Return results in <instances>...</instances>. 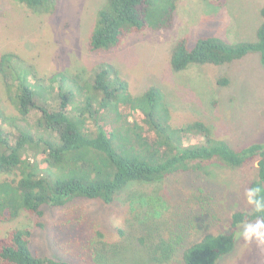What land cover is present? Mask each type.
<instances>
[{
	"label": "trees",
	"instance_id": "obj_1",
	"mask_svg": "<svg viewBox=\"0 0 264 264\" xmlns=\"http://www.w3.org/2000/svg\"><path fill=\"white\" fill-rule=\"evenodd\" d=\"M13 1L39 16L53 14L58 7V0ZM179 1L104 0L88 37L89 49L109 51L131 34L170 31ZM211 1L218 7L225 2ZM259 14L253 41L231 44L203 36L190 46L186 38L178 39L170 52L171 70L178 73L193 65L221 66L250 53L258 54L264 67V6ZM12 60L13 54L0 56V74L18 113V118H6L0 112L1 224L26 214L34 218V227L42 228L44 207H65L76 199L99 200L105 205L123 201L141 213L140 235L134 238L145 257L141 263L167 264L178 256L181 264H217L234 249L237 227L264 217L254 210L234 212L227 233L200 235L194 219L205 226L217 217L211 206L213 198L197 190L192 199L199 203L200 216H192L190 231L178 234L175 220H165L166 207L159 194L126 193L132 186L159 184L173 174L199 172L211 164L234 170L255 163L257 174L249 188L260 187L264 196V143L233 148L202 121L175 126L160 89L151 86L133 95L127 82L107 67L97 71L91 83L55 76L69 82L72 91H62L53 106H45L25 83L28 70ZM227 82L218 80L222 85ZM32 110L37 116L30 120ZM190 138L197 141L185 142ZM31 238L28 227L6 229L0 236V264H72L34 255ZM87 239L85 247L91 248L88 264L98 252L119 246L99 230H93Z\"/></svg>",
	"mask_w": 264,
	"mask_h": 264
},
{
	"label": "rangeland",
	"instance_id": "obj_2",
	"mask_svg": "<svg viewBox=\"0 0 264 264\" xmlns=\"http://www.w3.org/2000/svg\"><path fill=\"white\" fill-rule=\"evenodd\" d=\"M103 4L104 0H58L53 14L39 16L13 0H0V56L13 54L11 63L16 65V61L28 70L25 83L36 93L38 103L53 106L62 91H72L69 82L55 76L91 83L95 73L107 67L127 82L133 95L151 86L160 89L175 126L202 121L233 148L264 143V67L258 54L221 66L193 65L178 73L169 63L172 46L180 38H186L190 46L203 36L231 44L255 40L264 0H225L222 7L211 0H180L170 31L131 34L118 48L93 52L88 37ZM221 78L228 80L227 85L218 83ZM4 82L0 74V112L3 117L18 118ZM36 116L37 111L32 110L29 118ZM196 141L190 138L185 142ZM256 174L255 163L234 170L211 164L199 172L173 174L159 184L132 186L126 193L159 194L166 207L165 220L174 219L180 234L192 229L193 215L200 216L199 203L192 196L202 190L213 198L217 219L205 226L194 219V229L201 230L200 235L227 233L234 212L253 211L245 192ZM140 216L135 205L123 201L105 205L99 200L76 199L65 207H44L42 228L34 227V218L26 214L13 223H0V236L11 227H28L34 255L88 264L91 248L85 247L87 238L99 230L119 246L98 252L92 264H143L145 257L134 239L140 235ZM241 230L242 225L236 229L232 252L217 264H264V249L254 243L245 247L238 238ZM167 264L181 262L177 256Z\"/></svg>",
	"mask_w": 264,
	"mask_h": 264
},
{
	"label": "clouds",
	"instance_id": "obj_3",
	"mask_svg": "<svg viewBox=\"0 0 264 264\" xmlns=\"http://www.w3.org/2000/svg\"><path fill=\"white\" fill-rule=\"evenodd\" d=\"M260 187H250L246 190L245 196L248 205L252 206L256 213H264V196ZM244 246L255 244L257 248L264 249V217L257 218L254 222H245L238 234Z\"/></svg>",
	"mask_w": 264,
	"mask_h": 264
}]
</instances>
